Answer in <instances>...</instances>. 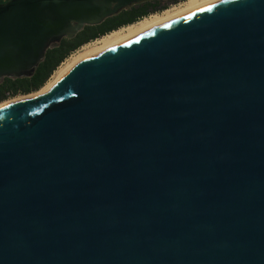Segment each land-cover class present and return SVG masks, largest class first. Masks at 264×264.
Wrapping results in <instances>:
<instances>
[{
  "label": "water",
  "instance_id": "obj_1",
  "mask_svg": "<svg viewBox=\"0 0 264 264\" xmlns=\"http://www.w3.org/2000/svg\"><path fill=\"white\" fill-rule=\"evenodd\" d=\"M143 1L0 3V81ZM0 264H264V0L193 11L1 107Z\"/></svg>",
  "mask_w": 264,
  "mask_h": 264
},
{
  "label": "bare ground",
  "instance_id": "obj_2",
  "mask_svg": "<svg viewBox=\"0 0 264 264\" xmlns=\"http://www.w3.org/2000/svg\"><path fill=\"white\" fill-rule=\"evenodd\" d=\"M220 1L222 0H185L184 3H182L183 7L179 6V8H168L161 14H151L138 20L137 22L113 30L97 39L96 42L94 41L95 43L93 45H87L86 47L84 46L85 51L83 53H79V55L73 57L64 68H60V70L57 71L55 75L52 76L49 80H47L41 88L27 94H18L16 96L0 101V108L7 104L22 100L41 98L44 94L48 93L56 84V82L76 64L88 58L94 57L100 53H103L109 49H112L120 44H123L124 42H127L130 39L148 32L154 28L160 27L164 24L186 16L193 11Z\"/></svg>",
  "mask_w": 264,
  "mask_h": 264
},
{
  "label": "trees",
  "instance_id": "obj_3",
  "mask_svg": "<svg viewBox=\"0 0 264 264\" xmlns=\"http://www.w3.org/2000/svg\"><path fill=\"white\" fill-rule=\"evenodd\" d=\"M6 0H0V3L5 2ZM139 4L132 5L131 7L122 10L118 14L111 16L105 19L102 23L93 26H85L80 32H78L72 38H63L60 42L55 45L50 46L45 54L43 59L39 62L37 67L35 68L34 72L30 76L20 77V78H9L4 77L0 81V101L6 98L5 91H11L15 93L16 90L20 87H26L25 91L27 93L36 91L38 88L42 87L46 80L48 79L49 75L55 69V67L73 50L78 48L82 45L87 39H80L83 35L93 32L95 37L97 32L102 28V26L114 22L115 20L119 19L122 16L127 14H131L136 10V7ZM102 32V31H101ZM80 39V40H78ZM89 39V38H88ZM78 40V41H77ZM31 83L34 84L32 91L31 89L27 88ZM28 91V92H27Z\"/></svg>",
  "mask_w": 264,
  "mask_h": 264
},
{
  "label": "flooded vegetation",
  "instance_id": "obj_4",
  "mask_svg": "<svg viewBox=\"0 0 264 264\" xmlns=\"http://www.w3.org/2000/svg\"><path fill=\"white\" fill-rule=\"evenodd\" d=\"M184 1L185 0H147V1L140 2V3H138L139 5L136 7V10L133 13L122 16L119 19L115 20L114 22H111V23H108V24L102 26V28L96 33L97 35L95 37H92L94 35L93 32H89V33L83 35L80 39L81 40L87 39V41H85L83 44L88 43L93 39H97L98 37L103 36V35L111 32L113 30H116V29H119L123 26L132 24V23H134V22H136V21H138L144 17H147L151 14H155V13L161 14L166 9H168L170 7H175V6L181 5L182 3H184ZM80 39H78V40H80ZM63 60L60 63H62ZM58 65L55 68H57ZM54 70L52 72H54ZM50 75H49V77H50ZM33 86H34V84L31 83L27 88L31 89V91H32ZM25 89H26V87H24V88L20 87L16 90L15 93H12L11 91H5V95H6L5 99L16 96L18 94H25L26 93ZM5 99H3V100H5Z\"/></svg>",
  "mask_w": 264,
  "mask_h": 264
},
{
  "label": "rangeland",
  "instance_id": "obj_5",
  "mask_svg": "<svg viewBox=\"0 0 264 264\" xmlns=\"http://www.w3.org/2000/svg\"><path fill=\"white\" fill-rule=\"evenodd\" d=\"M182 5H183V4H181V5H179V6H180V7H183ZM179 6H175V7H178V8H179ZM170 8H172V7H170ZM173 8H174V7H173ZM159 14H160V13H159ZM136 22H137V21H136ZM100 37H102V36H100ZM100 37H98L97 39H99ZM97 39H93V40H91L90 42L85 43V44L79 46L78 48H76L75 50L71 51V52L66 56V58L63 60V62L60 63V64L58 65L57 68H55V70H54L55 72H52V74L50 75V77H49L47 80H49L52 76H54L55 73H56L57 71L60 70V68H64V67L66 66V64H67L69 61H71V59H72L73 57L79 55V53H83V52L85 51L84 46L86 47L87 45H88V46L93 45V44L97 41ZM94 41H95V42H94ZM98 46H99V45H98ZM47 80H46V81H47Z\"/></svg>",
  "mask_w": 264,
  "mask_h": 264
}]
</instances>
